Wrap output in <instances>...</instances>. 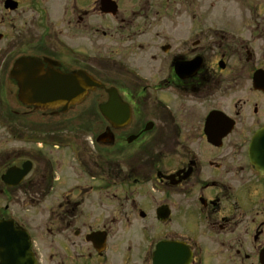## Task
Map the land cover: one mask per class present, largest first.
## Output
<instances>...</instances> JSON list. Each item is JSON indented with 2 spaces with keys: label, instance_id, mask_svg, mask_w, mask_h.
Listing matches in <instances>:
<instances>
[{
  "label": "flooded vegetation",
  "instance_id": "1",
  "mask_svg": "<svg viewBox=\"0 0 264 264\" xmlns=\"http://www.w3.org/2000/svg\"><path fill=\"white\" fill-rule=\"evenodd\" d=\"M254 138L264 0H0V264H264Z\"/></svg>",
  "mask_w": 264,
  "mask_h": 264
},
{
  "label": "water",
  "instance_id": "2",
  "mask_svg": "<svg viewBox=\"0 0 264 264\" xmlns=\"http://www.w3.org/2000/svg\"><path fill=\"white\" fill-rule=\"evenodd\" d=\"M92 87H96V83L95 82H93V81H89V82H85L84 84H83V88H82V90L81 91H79V92H77V94H76V97L77 98H79V99H81V98H83L86 94H87V90L88 89H90V88H92ZM263 141V138H257L256 140H255V142H254V145H253V148H252V150H251V152H252V155H251V160H252V163L257 167V168H259L260 167V164H259V161L258 160H260L261 159V157H264V154H258V152L259 151H263V153H264V147H262L261 146V149H258L257 148V146H258V144L259 143H263L262 142ZM258 150V151H257ZM255 151H257V155L256 154H254V152ZM254 154V155H253ZM24 175V174H23ZM12 176H13V173L11 172V171H9L7 174H6V176L3 178L4 179V182L7 184V185H13L12 184V180H11V178H12ZM5 231H8V233H9V228H7L6 226H5ZM1 235H3V233H0ZM0 235V236H1ZM10 235V234H9ZM0 238H2V237H0ZM20 239V237H18V239H17V241ZM1 240V239H0ZM9 241H12V238H10V239H8ZM1 243V242H0ZM15 246H17V243L14 245L12 242H10L8 245H5V247H7V249H8V254H12L13 253V249L12 248H15Z\"/></svg>",
  "mask_w": 264,
  "mask_h": 264
}]
</instances>
